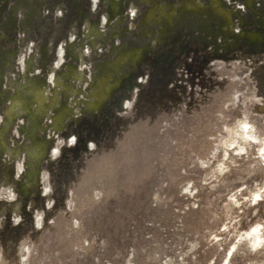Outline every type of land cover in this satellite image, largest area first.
Here are the masks:
<instances>
[{"label": "rangeland", "instance_id": "374dc122", "mask_svg": "<svg viewBox=\"0 0 264 264\" xmlns=\"http://www.w3.org/2000/svg\"><path fill=\"white\" fill-rule=\"evenodd\" d=\"M0 264H264V0H0Z\"/></svg>", "mask_w": 264, "mask_h": 264}, {"label": "bare ground", "instance_id": "6f19581e", "mask_svg": "<svg viewBox=\"0 0 264 264\" xmlns=\"http://www.w3.org/2000/svg\"><path fill=\"white\" fill-rule=\"evenodd\" d=\"M102 84H103V83H102ZM102 84H101V86H102ZM105 84H106V83H105ZM95 96H96V98H97L98 100H103V97L105 96V91L103 90V91H101V92L95 94ZM44 99H45V98L43 97L42 93H38V94L35 96V100H36V102H37V105H42ZM15 104H17V103L15 102ZM36 157H37V158L40 157L38 153L36 154Z\"/></svg>", "mask_w": 264, "mask_h": 264}]
</instances>
